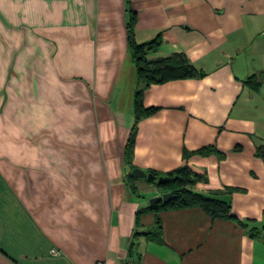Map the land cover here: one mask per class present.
Returning a JSON list of instances; mask_svg holds the SVG:
<instances>
[{"label":"crops","instance_id":"1","mask_svg":"<svg viewBox=\"0 0 264 264\" xmlns=\"http://www.w3.org/2000/svg\"><path fill=\"white\" fill-rule=\"evenodd\" d=\"M132 15L138 42L161 35L150 60L203 75L145 88L129 162ZM261 142L264 0H0V264H264ZM184 165L245 226L184 207L147 234L165 191L132 171Z\"/></svg>","mask_w":264,"mask_h":264},{"label":"trees","instance_id":"2","mask_svg":"<svg viewBox=\"0 0 264 264\" xmlns=\"http://www.w3.org/2000/svg\"><path fill=\"white\" fill-rule=\"evenodd\" d=\"M135 18L132 15L128 23L129 44L132 56L137 66V89L135 93V126L133 128L130 141L127 147V159L131 160L133 139L137 124L141 118L152 114L156 107H145L143 105V93L145 88L153 83H160L179 78L199 77L203 75L199 69L192 65L183 53H175L167 57H161L156 60H150L148 55L150 52L156 50L162 42L161 35H158L152 40L146 42H138L134 35ZM259 73L248 79V82L257 80L256 85H260L262 80L258 79ZM209 150L205 147L200 152ZM256 153L264 160V142H261L256 147ZM189 154L186 153V157ZM158 176L157 174H154ZM169 179L158 185L165 191L174 194V197L167 202L160 200L149 207V209L157 212L155 219V226L147 234L155 235L162 238L163 224L162 219L158 215L161 209H179L184 207H200L214 218H223L229 220H238L236 216L231 213L230 204L219 198L208 196L192 189L193 186L200 182H207V174H199L193 171L188 165L178 167L177 169L162 175ZM159 177V176H158ZM233 189V188H226ZM243 226L245 223L240 222ZM250 234L253 237L259 236V232L252 228Z\"/></svg>","mask_w":264,"mask_h":264},{"label":"water","instance_id":"3","mask_svg":"<svg viewBox=\"0 0 264 264\" xmlns=\"http://www.w3.org/2000/svg\"><path fill=\"white\" fill-rule=\"evenodd\" d=\"M132 174L134 176H138V177H146L150 180H157L158 183L160 184H163L165 183L169 178L168 177H165V176H155L154 174H147L145 172H142L141 170L139 169H135L132 171ZM174 197V194L171 193V192H164L161 196H158V197H155L153 199L150 200V204L153 205L157 202H159L160 200H162L163 202H167L169 201L170 199H172Z\"/></svg>","mask_w":264,"mask_h":264},{"label":"built area","instance_id":"4","mask_svg":"<svg viewBox=\"0 0 264 264\" xmlns=\"http://www.w3.org/2000/svg\"><path fill=\"white\" fill-rule=\"evenodd\" d=\"M52 253H54V254H59V251H57V250H52Z\"/></svg>","mask_w":264,"mask_h":264}]
</instances>
